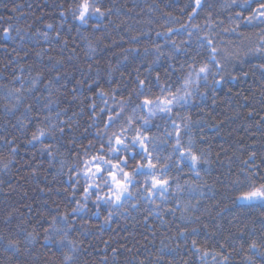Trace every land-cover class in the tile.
Wrapping results in <instances>:
<instances>
[{
	"label": "trees",
	"instance_id": "16d2710c",
	"mask_svg": "<svg viewBox=\"0 0 264 264\" xmlns=\"http://www.w3.org/2000/svg\"><path fill=\"white\" fill-rule=\"evenodd\" d=\"M261 2L100 0L111 15L80 27L69 11L77 0H0V264H71L64 254L74 264H155L161 250L164 264H264L248 248L264 241V207L233 202L238 176L264 175V23L246 22ZM207 39L223 70L186 86L192 65L215 68ZM185 87L190 100L171 113L138 107ZM121 128L146 132L169 185L149 199L148 177L137 175L122 207L97 206L84 162L103 146L115 163L107 138ZM189 147L208 161L199 176L180 155ZM77 202L86 207L73 212Z\"/></svg>",
	"mask_w": 264,
	"mask_h": 264
},
{
	"label": "snow or ice",
	"instance_id": "6c2138e0",
	"mask_svg": "<svg viewBox=\"0 0 264 264\" xmlns=\"http://www.w3.org/2000/svg\"><path fill=\"white\" fill-rule=\"evenodd\" d=\"M233 2L235 3L236 0H233ZM244 3L251 4V0H244ZM195 4L196 7H199L201 0H195ZM69 11L72 18L79 22L80 27H88L90 23H94V25L98 27L103 23L104 18L108 15H111L112 13L111 8H105L101 6L100 0H77L75 6L71 7ZM189 18L191 19V17ZM256 20L264 23V2L259 3V5L253 10L252 14L246 17V22L248 24H252ZM48 27L52 26L49 25ZM194 27L199 26L196 25ZM172 31V29L169 30V32ZM5 34L7 35L8 32L6 31ZM157 35H164L165 38H168L169 33H157ZM188 35L191 36V32H188ZM57 37H59V33H57ZM65 43H67V41H65ZM207 43L211 48V52L213 53L211 59L215 64V68L213 69L207 63L200 66L198 69L195 65H192V71L188 74V77L184 81L186 86L191 84L198 85L201 79L206 81L209 75L218 74L223 70V65H221L220 62L216 60L215 54L218 50L213 46L212 39H207ZM172 44L176 48L179 47L175 40L172 41ZM157 51H159V48H157ZM256 51L264 54V47H260L256 49ZM260 67L264 68V64L260 65ZM244 75H247V73H244ZM213 83L218 84L220 81L214 80ZM139 86L141 89H143L145 86V81L140 80ZM101 94L106 95L103 90H101ZM191 95L192 93L187 87H185L183 95L179 94V90L175 93L169 90L168 96L164 97L163 99L157 97L155 100H152L145 97L142 104L138 105V107L148 108L150 114H154L156 110L171 113L172 107L174 105L190 100ZM118 115L119 114H117V116ZM108 119L110 124L115 122V118L112 116H109ZM128 119L131 121V117ZM144 123L147 125L149 121L145 120ZM173 123L175 122L173 121ZM125 131V129L121 128L120 133L113 132L112 135L107 138V154H111V156L116 159L115 163H113V160L109 159L104 153L103 146L101 147V152L99 154L90 157V159L84 162L82 174L87 182L85 192L87 193L92 191L95 193L97 206H99L100 202H103L110 206L122 207L124 201L133 195V193L130 191V188L133 186L135 177L137 175H145L148 177V179L145 180V192L148 193L149 199H151V197L155 196L157 193L163 196L167 191L169 179L164 177L163 173L168 168V164L164 163L158 168V165H160V160L158 157H156L155 162H153L154 158L152 151H149L148 148L150 137L146 134V132L136 130L135 134L129 138L124 134ZM45 135L46 133L44 129L40 128L37 130V133H33L32 140H40L41 137H44ZM176 136L177 140L175 147L179 148V131L176 132ZM137 148L140 150V153H137ZM153 150H155V145H153ZM186 152V157L184 152L180 153L181 157H184L187 160L190 169L196 171V175L199 176L200 173L197 170V166L201 163L207 164V159L203 158V154L198 155L195 153L191 147H189ZM140 154L143 155H141L140 161L136 162V157ZM254 156L255 153H252L249 156V159H253ZM129 160L133 161V165L131 171H126L125 169L129 167ZM244 163L247 164L248 161H244ZM158 172L160 175L157 174ZM80 174L81 173L79 172L77 173V175ZM233 183L234 203L249 207L257 205L264 207V175H260L258 172H247L242 178L238 176ZM104 187L107 188L106 192L103 191ZM87 198L88 197L86 196L85 199ZM77 203L78 207L73 209V212L80 211L83 207H86V205H79V202ZM112 215L113 213L110 211L108 217H105L104 219L105 224L110 223ZM63 219L67 221V214H65ZM31 235L32 234L29 233V236ZM50 239H52V237L46 232L45 240L47 241ZM59 243L64 245V240L61 239ZM192 243L193 246L196 245L195 240H193ZM68 246L72 252L77 251L74 241H68ZM7 247L19 251V241L8 240ZM248 248L250 252L258 253L261 258L264 259V251H261V249L264 248V241L257 243L255 240H253L249 244ZM115 251L116 250L113 249V252ZM196 251L202 253L201 259L208 255V253L202 249L197 248ZM223 258L225 261L228 259L227 256H224ZM247 260L248 264H255L251 256L247 257ZM64 261L74 264V257L72 255L64 254ZM141 264H143V262H141ZM155 264H164L163 250H161L160 255H157ZM169 264H171V262H169Z\"/></svg>",
	"mask_w": 264,
	"mask_h": 264
},
{
	"label": "bare ground",
	"instance_id": "6f19581e",
	"mask_svg": "<svg viewBox=\"0 0 264 264\" xmlns=\"http://www.w3.org/2000/svg\"><path fill=\"white\" fill-rule=\"evenodd\" d=\"M23 69V68H22Z\"/></svg>",
	"mask_w": 264,
	"mask_h": 264
}]
</instances>
